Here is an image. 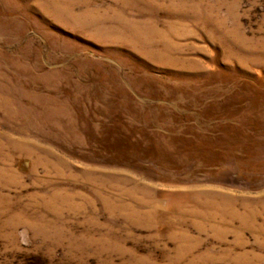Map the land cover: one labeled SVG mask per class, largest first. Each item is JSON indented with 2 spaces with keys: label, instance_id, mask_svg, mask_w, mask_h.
<instances>
[{
  "label": "rangeland",
  "instance_id": "rangeland-1",
  "mask_svg": "<svg viewBox=\"0 0 264 264\" xmlns=\"http://www.w3.org/2000/svg\"><path fill=\"white\" fill-rule=\"evenodd\" d=\"M0 264H264V0H0Z\"/></svg>",
  "mask_w": 264,
  "mask_h": 264
}]
</instances>
